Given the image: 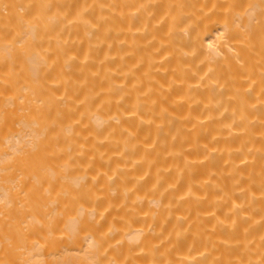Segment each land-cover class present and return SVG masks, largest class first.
<instances>
[{
  "label": "bare ground",
  "instance_id": "bare-ground-1",
  "mask_svg": "<svg viewBox=\"0 0 264 264\" xmlns=\"http://www.w3.org/2000/svg\"><path fill=\"white\" fill-rule=\"evenodd\" d=\"M0 264H264V0H0Z\"/></svg>",
  "mask_w": 264,
  "mask_h": 264
}]
</instances>
